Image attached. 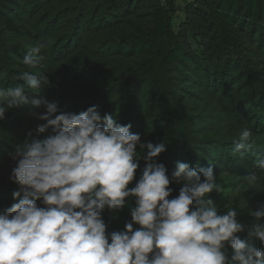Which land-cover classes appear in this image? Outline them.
I'll list each match as a JSON object with an SVG mask.
<instances>
[{"label":"clouds","instance_id":"clouds-1","mask_svg":"<svg viewBox=\"0 0 264 264\" xmlns=\"http://www.w3.org/2000/svg\"><path fill=\"white\" fill-rule=\"evenodd\" d=\"M42 48L32 46L23 64L40 65ZM20 77L24 84L0 88V120L7 109L26 101V90L39 93L50 86L46 73L24 72ZM32 102L45 107L33 115L46 123L38 124L36 135L28 133L30 138L10 153L15 166L9 179L19 185L12 196L23 197L0 212V264H264V223L247 229L260 248L238 237L245 226L237 221L235 208L226 204V213L218 214L207 198L221 191L211 166L178 162L171 178L182 180L183 187L168 199L170 178L156 159L166 150L164 143L145 145L139 134L130 132L131 124L122 125L108 114L102 117L95 106L78 114H55V102L43 96ZM49 127L54 134L38 139ZM252 135L244 128L233 141V153L248 152ZM138 145L148 149L142 157L145 166L129 188L139 167ZM254 163L264 170V155L257 153ZM245 179L251 187L259 176ZM130 196L136 204L130 209L131 222L123 231L107 233L103 211L122 209ZM250 215L264 217V204ZM133 223L140 227L134 230ZM226 245L232 249L230 258Z\"/></svg>","mask_w":264,"mask_h":264},{"label":"trees","instance_id":"trees-1","mask_svg":"<svg viewBox=\"0 0 264 264\" xmlns=\"http://www.w3.org/2000/svg\"><path fill=\"white\" fill-rule=\"evenodd\" d=\"M42 1L26 0L24 9L31 10ZM53 1L55 0H46L47 3H43ZM60 2L62 9L47 26L52 27L53 31L50 33L53 36L61 35L59 38L63 39L62 33L72 25L70 17L75 14V23L85 36L72 47V53L73 56H86L89 63L99 67V71L96 70L97 74L95 73L96 83L89 87L90 91L96 92V96L88 98L102 117L105 114L112 115L119 123L126 119L125 123L131 124L130 132L135 134L146 116V87L151 85L157 91L162 106L161 119L167 121L168 125L171 124L173 132L168 139L153 145H166V150L156 159L165 165L169 178L173 162L180 160L178 150H188L190 135L186 117L178 105L172 104L166 93L170 77H179L186 86L212 98L215 96L213 92L220 88L223 90L221 98L226 95L225 85L241 95L240 79L253 74L261 87L254 91V100H249L248 105L240 104L238 111L246 108L252 111L250 116L254 120V128L251 132L257 133L260 141H264V0H192L186 4L183 20L174 35L169 31L173 13L171 0ZM22 66L26 67L24 64ZM15 71L10 68L9 75L14 77L22 74ZM242 73L243 76H240ZM79 106H83L82 110L86 107L84 104ZM228 115L226 110L222 113L223 117ZM223 122L232 124L229 119H224ZM50 130L51 127L46 131L50 133ZM46 135L44 132V136ZM253 141L250 150L258 147V140L254 138ZM205 145L195 150L194 158L181 159V162L187 163L189 167L218 165L224 148ZM261 145L264 146V143ZM147 150L137 146L139 167L134 180L128 185L129 188L134 187L142 175L145 166L142 157ZM245 154L248 155V152L235 154L234 157L242 163L247 157ZM13 161L0 160V212L23 197V193L15 199L12 196L19 189V185L9 179L12 168L8 167ZM169 187L172 191L168 199H172L178 196L183 186L176 187L170 178ZM125 200L126 204L122 209L110 211L113 232L123 231L125 223L131 222L130 209L136 206L135 197L130 196ZM214 203L218 214L226 213L227 209ZM37 205L44 207L40 201H37ZM236 212V219L241 223L242 215L239 211ZM139 227L133 223L134 230ZM237 235L246 243L256 248L261 247L259 239L250 237L246 229ZM226 247L230 258L232 249L230 246Z\"/></svg>","mask_w":264,"mask_h":264},{"label":"rangeland","instance_id":"rangeland-1","mask_svg":"<svg viewBox=\"0 0 264 264\" xmlns=\"http://www.w3.org/2000/svg\"><path fill=\"white\" fill-rule=\"evenodd\" d=\"M25 1L0 0V88H12L25 83L20 77L21 74L14 77L9 75L10 68L21 73H46L50 86L44 87L39 93L26 90V101L7 109L4 119L0 120V160L6 161L11 159L10 153L15 145L22 143L26 138H30L28 137L30 132L35 136L36 126L46 123V121L36 119L33 115V113H43L46 110L43 105L35 106L32 102L34 99L43 96L49 102H55L57 104L55 114L62 112L78 114L95 106L88 97H95L96 92L90 91L89 87L96 83L99 67L89 63L86 56H73L72 47L85 36L82 31H79L75 23L77 21L74 17L75 14L70 17L71 21L69 22H72V25L63 31L62 35L65 39H62L59 38L61 35L53 36L50 33L53 31L52 27L47 26V23L53 21L54 15L62 9L60 0L48 4H44L43 2L46 0H43L31 10L24 9ZM171 1L173 13L170 18L169 31L174 35L183 20L186 4L192 0ZM49 15L50 17H48ZM36 44L43 45L41 55L44 56V60L36 68H29L28 66L23 68L24 56ZM240 76H243V73ZM239 84L242 88L241 95L230 89L229 85H225L224 92L226 91V95H222L220 98L223 90L221 91L220 88L216 87V91L213 92L215 96L212 98L203 92L186 86L179 77L169 78L166 93L172 104L180 107L188 121L187 125L190 131L188 150L184 151L182 148L178 150L177 155L180 160L173 162L170 178L176 164L181 162V159L194 158L195 150H198L197 148L200 146L208 144V147L214 145L221 149L224 148V151L220 153L218 165L212 167L217 177V183L221 185V191L214 190L208 194L207 198L217 202L223 208L228 204L239 211L243 218L241 224L247 230L254 222L264 223V217L254 219L250 215V211H254L261 204H264V170H261L254 163L257 153L264 155V146L261 145L264 141H260L259 135L254 133L252 140L254 138L258 140V147L248 151V155L245 154L247 157L242 163H239L234 157L233 141L238 139L239 133L243 130L242 126H247L250 130L254 128V120L250 116L252 111L247 108L238 111V106L242 103L247 104V102L249 104V100H254V91L261 86L251 73L249 77L240 79ZM144 99L146 100V116L135 134L140 135L141 141L145 145L148 142L153 144L168 139L173 128L171 124L168 125L167 121L161 119L162 106L153 86L148 85L146 87ZM81 104L86 105L84 110L81 109L83 106H79ZM225 110L229 112V115L223 117L222 113ZM223 118L229 119L232 124L224 123ZM125 122H127L126 119L121 124H126ZM53 134L52 130L50 133L45 131L46 136L42 133L37 138L43 140ZM14 166L15 161L8 169ZM195 167L204 168V166ZM252 174H257L259 181L257 185L248 187L245 178ZM201 179H203L202 174ZM172 182L176 187L183 186L182 180L172 179ZM102 219L106 224V232H113L112 215L109 210L103 211Z\"/></svg>","mask_w":264,"mask_h":264}]
</instances>
